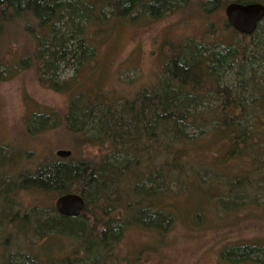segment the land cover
I'll list each match as a JSON object with an SVG mask.
<instances>
[{"label": "trees", "instance_id": "16d2710c", "mask_svg": "<svg viewBox=\"0 0 264 264\" xmlns=\"http://www.w3.org/2000/svg\"><path fill=\"white\" fill-rule=\"evenodd\" d=\"M232 1L264 4L228 3ZM189 2L0 0V36L12 26L10 32L16 28L29 36L28 51L17 55L14 65H33L42 83L62 91L74 80L60 81L62 68L73 66L79 72L95 61L88 25L101 28L142 16L159 19ZM220 2L199 4L208 13ZM227 26L230 40L186 38L169 43L170 56L158 79L131 98L106 99L95 90L72 93L62 116L64 126L81 144L102 150L96 158H78L71 152L67 158L46 157L21 165L20 159L29 154L0 141V244L9 240L7 245H18L13 251L0 250V264H134L116 251L122 232L133 224L162 238L171 215L158 200L194 189L208 194L213 209L229 215L264 202V17L248 35ZM55 116L32 112L26 133L46 130L51 118L55 126ZM211 149L213 160L191 159L190 150ZM211 179L216 187L223 181L219 192L211 190ZM22 192L51 199L76 193L85 207L79 216H63L41 195L24 208L18 197ZM131 210L127 222L123 215ZM53 245H58L56 255ZM218 256L228 264H264V246L225 244Z\"/></svg>", "mask_w": 264, "mask_h": 264}, {"label": "rangeland", "instance_id": "374dc122", "mask_svg": "<svg viewBox=\"0 0 264 264\" xmlns=\"http://www.w3.org/2000/svg\"><path fill=\"white\" fill-rule=\"evenodd\" d=\"M228 2L221 0L218 8L206 13L200 7V0H190L186 6L168 11L159 19L142 16L121 24L114 21L101 28L88 25L96 49L95 61L83 66L79 72L73 66L62 68L60 81H67L74 76L73 82L62 91L42 83L33 65L26 69L14 65L16 56L28 51L30 38L16 28L10 32L13 26L9 31L6 29L5 35L0 36V141L18 148L24 155L29 154L20 159L21 165L46 157L54 158L58 149H68L78 158H96L102 150L81 144L75 134L68 132L64 126L62 116L72 93L95 90L104 94L106 99L109 96L133 97L138 89L150 86L158 79L161 67L170 56L169 43H179L186 38L210 43L232 39L224 11ZM36 111L55 112L58 122L54 126V118H51L46 130L30 135L25 131L26 120ZM198 150H190L195 163L200 158L208 161L215 158L213 149L207 152ZM237 164L241 165L235 163L234 166L237 167ZM206 165L224 169L217 162H208ZM222 170L217 171V175L222 176ZM222 178L225 179L224 176ZM221 182H218L220 186ZM210 185L211 190H221L220 186H215L217 184L213 179ZM171 187L177 189L173 184ZM170 196L157 202L158 206H167L166 210L171 215V221L165 225L167 228L171 223L166 234L159 238L144 227L127 224L116 249L119 254L132 259L134 264H228L218 256L223 245L264 246L262 200L249 202L244 209L229 215L213 209L207 202L208 194L202 196L201 192L194 189ZM18 197L24 208L38 197L43 198L47 206L54 205L56 199L31 192H22ZM242 202L246 204L248 200ZM199 211L200 214L196 215ZM131 215L132 210L127 216L123 215V219L128 222L132 219ZM8 241H2L0 250H15L18 245L12 243L9 246ZM27 246L29 243L24 245V250ZM53 246L52 253L56 255L59 252L58 245ZM63 246H60L62 251H66Z\"/></svg>", "mask_w": 264, "mask_h": 264}, {"label": "water", "instance_id": "95a60500", "mask_svg": "<svg viewBox=\"0 0 264 264\" xmlns=\"http://www.w3.org/2000/svg\"><path fill=\"white\" fill-rule=\"evenodd\" d=\"M227 23L238 33L251 34L257 24L264 17V4L260 2L239 3L232 1L224 9ZM71 154L68 149H58L55 155L60 158H67ZM55 211L63 216H79L84 210L85 202L76 193H66L58 196L54 201Z\"/></svg>", "mask_w": 264, "mask_h": 264}]
</instances>
